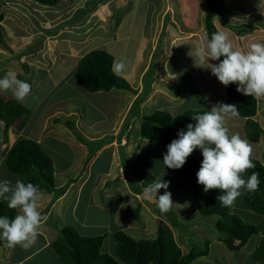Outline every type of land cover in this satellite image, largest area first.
<instances>
[{
	"label": "rangeland",
	"instance_id": "1",
	"mask_svg": "<svg viewBox=\"0 0 264 264\" xmlns=\"http://www.w3.org/2000/svg\"><path fill=\"white\" fill-rule=\"evenodd\" d=\"M81 1L83 2L84 0H76L73 5ZM146 1L148 2V5L146 6L145 12L143 9L144 2L142 0H131L128 5L117 8L118 11L112 10L111 5L108 6L106 10L104 9L100 11L98 15L102 20L106 19L107 17V21L106 23L104 22V27L102 30H100V28L96 29L94 27V25L96 24V19L94 23L90 24L88 30L82 28L81 24L78 23L83 19L84 14L86 16L90 15L93 4H88L85 9L84 7L77 9L75 11V15L72 18H69V21H65L62 24V27H65L66 31L65 29L63 30L60 27H57L55 30L52 29V26L48 27L45 33H53L49 37H44L43 32L40 34V36L38 34H35L36 31H38V29L36 30L35 28V23L38 22L36 26L40 24V30L43 28L42 25L45 26V23L47 24V26H49L48 23L52 22L50 21L51 19H54L56 23V19L58 17L64 16L66 13L63 14L65 10L61 11V14L56 13L55 10L59 6V9H62L65 6L64 3L67 2L66 0H61L60 3H57L51 7L41 6L39 4L33 3L32 0H22L16 10L10 8H2V10H0V13L3 14L5 20L11 19V22L6 26L4 24L2 25L3 43L0 44V49L6 51L5 53H3L2 51L0 52V64L4 65L3 73L7 74L9 71H13L16 73V75L19 74L21 77H23L24 81L28 82L31 85L30 95L28 96L26 103L22 104L23 106L30 109L31 115L30 118L26 120L27 123L25 125V128L22 130L19 139L27 138L35 140V137L40 133L38 132V130L43 124V121L41 120L45 117L46 114L59 109L61 111L59 115H50L51 121H53V123H55L56 120H59L61 122L60 123L58 121V123H56V125L60 124V126H56V128L63 129L61 125H63L64 122L69 123L70 126L66 125V128L72 131V133L70 134L69 130H67L73 140L77 141L78 144H82L84 147H86L87 151L90 154L97 151L102 143H100L99 140L85 142L84 136L74 131V127L77 126L76 124L79 121L83 120L82 122L84 123L87 122L92 124L91 127L86 130L87 133L104 132L105 135V133L110 129V127L116 120V113L120 110H123L127 103L132 100L131 97L133 92L131 93L130 91L124 90H112L109 93H89L79 86L75 76V68L77 67L80 59L90 51H107V49L109 48L112 49V51L111 53L109 51L107 52L113 56L114 60H123L130 67L135 55V49L139 42L138 38L141 36L146 37L147 41L144 43L142 54L143 61L139 67V71L137 72L138 75L133 81H131L132 83L130 82L131 84H133L131 86L129 85L130 87H132L131 89L137 88L136 86L138 85V80L141 73L140 68L143 66L147 68V70H145L143 74L144 77L140 82L142 94L135 103H133V100L131 104L132 109L130 111V118H136V116L138 115H141V117L148 116L156 111H165L168 112L171 116H179L180 114L188 110L210 111L211 108L218 103H224V95L221 92V90H223V85L216 79L215 76L211 74L208 69L196 67L194 65L193 58H191L190 56L192 54L191 50L194 49L195 46H197L202 41L206 42L208 40L204 28L206 0H191V2L190 0H178V4L182 5L183 7H178V11L176 12L178 14V28H174L176 31V35L174 36V39L171 40L170 44L168 43V41L172 37V32H168V30H165L166 28L168 29L171 27L170 18L169 22H167L166 25L159 26L161 33L164 30L165 33H162L163 35L161 37L159 36L160 40L158 41V43V36L154 34L155 32L149 33V30H147V28L150 27H152L150 28L151 31L158 28L160 19L158 12L161 8H164L165 0ZM220 1L221 3H218L217 0H214L215 4L219 8V11L216 12V14L220 15L221 13L222 15L221 19L218 16L216 20V25L218 26V28L222 29L223 23H228L233 24L234 26H239L238 28H234L236 31L246 30L248 28L246 27L247 25L243 27V25L240 26L235 23L240 22L239 19L242 16V11L250 8L251 3L256 2V0ZM94 2L95 0H91V3ZM229 2H233L231 3L233 4V8L227 6L228 4H230ZM8 5L12 6L13 4L9 3ZM20 5L26 7L28 11H23L25 10V8H22ZM74 7L75 6H73V8ZM54 12L55 15H53ZM163 13L164 11L161 14ZM171 13V17L176 14H173L172 9ZM232 13H234V15L230 19ZM67 15L68 14H66L65 16ZM100 20L98 21L100 22ZM113 20L114 22L118 20V29H116L115 24L110 22ZM142 21L147 22L146 28L145 25H142ZM70 23L75 24V26L72 27ZM101 24L102 23H99L98 25L101 26ZM60 29L61 32L59 35V32L57 31ZM225 32L228 33L229 39L233 43L234 48L240 49V39L237 38L239 37V35L237 33H232L234 36H237L234 37L227 30H225ZM251 33L252 32H250L249 34ZM111 34H115L116 36L115 42H113V44L98 40L101 36L106 37L110 36ZM152 34H154V37H151ZM124 35H127L128 38L126 39ZM97 36L99 38H95ZM256 36L257 35L255 33L254 36L250 37L249 35V38H251L252 40L250 42L251 44L254 43V41L258 40L255 39ZM33 39H35V41ZM235 39L237 41H235ZM44 40L46 41L48 47L51 46L49 45L48 41H57L56 53L59 57H57L56 59H59L58 61H52L50 54L48 53L50 52V50L48 49L47 52L45 44L41 43ZM119 40L121 41L117 43L116 41ZM241 40H243V38ZM31 42L32 46H34L32 47L34 50L33 53L29 49L25 52L22 51L25 50L26 46L31 44ZM108 44L111 45L104 47V45ZM62 46H64V49L66 48L68 50L67 54L66 50H64ZM142 47L143 45H141V48ZM153 48L157 49L154 54L151 55L150 64L149 54ZM242 50H244V48H242ZM29 53H32L33 55L27 56ZM63 53H65L66 55L61 56V54ZM67 55H69L70 58L73 59H69L68 57H66ZM28 58H30L32 61ZM186 58H188V60ZM16 59L20 60L18 66L15 65L14 60ZM48 59H50V65L48 64ZM181 61L186 63L185 66L181 67ZM218 62L219 60L210 61V63L213 64H216ZM21 64H25L26 66H21ZM158 65H160V67ZM9 68L10 70H8ZM167 69L175 74L172 79L167 80ZM31 74H34V76H32V79L30 78ZM136 92L137 90H134V93ZM139 92L140 90L137 93ZM7 94L11 99L15 100L10 92H7ZM146 98L147 100L140 104V102ZM141 117L137 119L139 122ZM38 124L39 129L35 131ZM53 132L57 133L55 129L50 130L49 128L45 135H43V133L40 135V138L43 135L41 138L42 147L45 149L44 151L53 159L54 167L55 165L57 166L55 167L56 172L58 166H62L64 168L68 166L67 163H69V151L66 145L60 143L59 136L54 134ZM66 135L62 134L63 137ZM132 139L136 140V138L133 136ZM0 140L4 141L1 133ZM71 141L72 140H70V142ZM106 152L107 151L104 150L97 153L94 163L92 162V158L93 156H95V154L89 156L87 162L85 163L86 167L89 164H92V166L89 168L87 177L89 179L88 183L85 185L83 190L81 189L80 193H78L76 197V200L78 201L75 202V210H78L77 214L79 215V219L75 221V227L77 229V232L84 237L105 236L101 251L115 257V243L113 234L116 231H121L122 228H124V225L128 224V220L131 222L132 214H128L125 210L121 209V203L119 202V199L116 195H108L110 192H114L112 186L115 185L117 179L115 180L114 185L110 187V189L105 188V183H109L108 180H111L112 178V175L108 176L107 178H104V175H101L105 166V163L102 161V159ZM131 152V146L128 147L127 151L124 150V154H129ZM142 155L144 156L142 159L139 158V156L141 155L137 156V158L142 165H145L146 163L148 164L147 167L151 168L152 174L160 173V175L165 176V178H170V175H165V173L168 172V169L163 164V154L160 151H157L155 154L144 152L142 153ZM260 156L261 155H259L258 157ZM255 157L256 156L254 155L253 158ZM261 162H264V159H261ZM82 170L83 169H81L80 171ZM78 174V171H71L70 175H63L61 181H64L67 178H73V175L78 176ZM81 176H84V174L81 173L80 178L77 177L80 181L77 183L79 185L76 186L80 187V183H83V179H81ZM131 176H134L132 169L130 171V177ZM101 177L103 178L100 182ZM3 179H8L10 181L13 179V181L18 180L17 176L11 174L6 169L4 163H2V167L0 169V180ZM13 181L12 183H14ZM157 181L159 180L155 179V182ZM119 185L120 183L118 184V187ZM133 185L138 189L142 188L141 182L139 181L138 183L133 182ZM149 186L145 188L147 189ZM75 188L72 189L69 193L68 199H71L77 193ZM145 188L142 189L143 192H145ZM167 190L168 189H158L157 196L163 195ZM178 190L182 191L180 189ZM106 192L109 193L104 194ZM246 195L247 193L242 194L236 200L235 206L232 208L231 212L234 215L238 216L243 222L255 225L256 223H258V216L255 213L251 212L245 206L244 197ZM150 207L154 210L159 211L157 205H151ZM118 208L121 216H116ZM43 215H45V213ZM78 215H76V217ZM76 217H69L68 220L74 221L72 219H75ZM172 217L176 219V221L178 220V217H174V213H170L166 216L167 219H172ZM217 219V216L203 217L198 213L194 216L188 217V226L186 227L188 229L191 228L189 230H191L195 235V238L193 237L194 247L202 248L203 246H200L201 242L206 240L202 237H199L193 231L192 227L189 226V224H192L193 222L199 223V225L206 224L208 227L207 230L217 238L218 232L214 228ZM48 222L52 224V219L50 218ZM0 243L4 247L5 242L3 240H0ZM255 243L256 238L251 239L248 244H246V247L238 251L237 253H231L226 250V252L230 256L229 259L227 261L219 260L217 264H254L251 260L248 259L247 261L238 259L237 255L239 257V255L249 250V247H254ZM186 245H188L187 250L192 246L190 243H187ZM212 256L213 255L209 250L208 255L205 256V259H207L208 261L212 260ZM41 259L42 258L40 256H35L31 260L25 262V264H36L39 263ZM47 264H50L49 261L47 262Z\"/></svg>",
	"mask_w": 264,
	"mask_h": 264
},
{
	"label": "trees",
	"instance_id": "2",
	"mask_svg": "<svg viewBox=\"0 0 264 264\" xmlns=\"http://www.w3.org/2000/svg\"><path fill=\"white\" fill-rule=\"evenodd\" d=\"M32 1L41 6L51 7L60 3L61 0ZM94 6L93 4V9ZM218 9L214 0H206L204 28L208 40L214 32H217L213 20L218 16L221 19V13L220 15L216 14L219 11ZM3 19L4 16L0 13V44L3 43L1 26ZM244 26L246 25L243 24ZM227 27L232 29V31L237 28V26L234 28ZM253 30L254 28L248 27L246 30H235V32L238 35H244ZM222 59L223 57L220 58V60ZM113 61V56L104 50H93L87 53L80 59L75 69V76L79 86L89 93H109L112 90L132 91L124 78L113 75L111 71ZM23 66L26 65L23 64ZM18 79L24 80L21 76ZM223 87L225 89L223 104L236 105L240 113L239 118L245 120V138L250 143L256 144L263 130L254 120L256 115L255 98L237 92V84L235 83L229 84L227 87L223 85ZM141 94L142 89L133 103L139 99ZM208 111L188 110L179 116H171L165 111H156L151 115L142 116L140 119V137L147 140V144L159 149L164 156L167 152V145L173 139H178V131H186V126L190 123L194 126L196 122L192 117ZM28 115V109L17 101L0 99V122L3 124L2 137L6 140L8 131L16 122H18L17 130H22ZM139 117V115L136 116V118ZM67 125L70 126L69 123ZM107 140L108 138H104L100 143L105 144ZM85 142L87 141L85 140ZM142 156L141 154L139 158L142 159ZM202 160L201 150L197 148L187 157L185 164L180 169H170L175 177V187L180 190L193 192L200 216L218 217L214 228L218 232V241L227 251L237 253L244 249L251 239L256 238L254 249L250 253L249 258L256 264H264V166L253 159L256 167L249 169L245 175V178H247L252 172L260 173L259 190L254 193H247V196L244 197L245 206L260 217L258 223L254 225L243 222L231 212V208H225L221 205L217 197L222 195V192L217 189L209 190L208 192L203 191V186L197 183L196 178V173L200 169ZM4 164L6 169L11 174L16 175L22 182L37 185L43 194L52 193L51 203L61 197L67 187L75 181L74 178H69L62 187L56 189L52 159L43 151L41 145L32 139L22 138L14 142L6 150ZM147 166V163L142 165L137 157L132 161L130 171L132 169L134 176H131L130 180H128V185L134 194L142 195V189L155 182L156 176L152 174L151 168ZM134 180L141 182V189L133 185ZM16 213L17 210L9 209L5 201H0V216H8L12 219L17 215ZM129 213L133 215L134 219L138 217V210L136 209L130 210ZM157 214L159 217L168 215V213L162 214L160 211ZM166 222L164 220L158 221L155 236L150 238L136 239L126 231H116L113 234L115 257L101 251L105 236L84 237L72 225H66L61 229L56 228L57 237L51 243L50 249L60 264H194L197 260L208 255L209 250H211L210 241L201 242L200 246H203L202 248L204 249L194 247L195 235L189 230L191 228L188 229L186 227L188 226L187 221L183 223V228L188 234L183 232L189 238L188 242L192 246L185 254L182 253L170 227L176 228L178 226L179 229L182 228L181 224L176 219L170 218H166Z\"/></svg>",
	"mask_w": 264,
	"mask_h": 264
},
{
	"label": "crops",
	"instance_id": "3",
	"mask_svg": "<svg viewBox=\"0 0 264 264\" xmlns=\"http://www.w3.org/2000/svg\"><path fill=\"white\" fill-rule=\"evenodd\" d=\"M21 1L22 0H0V10H2V8H10V9L16 10ZM66 1L67 2L64 3L65 6L62 9H59V7H60L59 6L56 8L55 11H56V13L61 14V11L65 10L63 12V14L66 13L68 15L65 16L66 15L65 14L64 16L58 17L56 19L57 20L56 23H55L54 19H51L50 21H52V22L48 23L49 26H47V24L45 23V26L42 25L43 28L41 30L39 29L40 24L38 26H36V24L38 22L35 23V28H36V30L38 29V31H36L35 34H38L40 36V34L43 32L44 37H49L53 33H45V32H46V29L48 27H51V26H52L53 30H55L57 27H60L61 29L64 30L65 27H62V24L65 21H69V18H72L75 15V11L77 9H79L81 7H84V9H85L86 6L89 3H91V0H84L83 2L81 1V2H78L77 4L73 5V3L76 2V0H66ZM95 1L96 2L94 4L95 5L94 9L92 8L90 15L86 16L84 14L83 19L78 22L81 24L82 28H84L86 30H88V27L90 26V24L94 23L95 19H96V24L94 25V27L96 29L100 28V30H102L104 27V22L106 23V21H107V17H106V19L102 20L98 15L99 12L104 10V9L106 10V8L110 5H111L112 10L118 11L117 8L123 7L124 5H128V3L131 0H95ZM142 1L144 2L143 9L145 12L146 6L148 5V2L146 0H142ZM217 1H218V3L219 2L221 3L220 0H217ZM251 1H249V2H251ZM253 1H255V0H253ZM190 2H191V0H190ZM246 2H248V1H246ZM9 3H11L13 5L9 6L8 5ZM229 3L230 4H228L227 6H230L231 8H233L232 7L233 4H231L233 2H229ZM79 4H80V6H79ZM178 5H179L178 0H165L164 8H161L160 11L158 12V15L160 18L158 28L156 30H152V31L150 29L152 27L147 28V30H149V33L155 32L154 34L158 36L157 43L160 40V37L163 35L162 33H165V30H168V32L169 31L172 32V37L169 39L168 43L170 44L171 40L174 39V36L176 35V31L174 28H178V19H177L178 14L176 12L178 11V7H183L182 5H179V6ZM13 6H15V7H13ZM20 6L22 8H25V10H23V11H26V12L28 11V9H26V7H24L23 5H20ZM33 6H36V5H33ZM66 6H68V7H66ZM73 6H75V7L73 8ZM157 6H159V5H157ZM171 9L173 10V14L176 13L173 17H171L172 16ZM69 11H70V14H69ZM163 11H164V13L161 14ZM111 12H113V11H111ZM53 15H55V12L53 13ZM233 15H234V13H232V15L230 16V19L232 18ZM110 18H112V17H110ZM169 18L171 21V25H170L171 27L168 29L166 28L161 33L159 26L166 25L167 22H169ZM98 20H100V22ZM216 20H217V17H215L213 23H214L215 27L218 29V31H224L225 32V30H227L230 34L236 33L235 30L232 31V29H229L227 27V26H230L231 28H234L235 26L233 24H228V23H226V25L220 24V25H222V29H220L216 25ZM239 21H240L239 23H235V22H232V23H235V24L240 25V26L244 24V25H247L249 27L254 28V30L252 31L251 34L248 33L250 35V37L254 36V33H255L257 35L255 37V39H258V40L254 41V42H264V24H263V22H264V0H256V2L251 3L250 8H247L244 11H242V16L239 19ZM10 22H11V19H6V20L3 19L1 26L3 24L6 26ZM110 22L115 24L116 29H118V25H117L118 20L116 22H114V20L110 21ZM99 23H102L101 26L98 25ZM70 25L72 27L75 26V24H72V23H70ZM142 25H145V28H146L147 22L142 21ZM238 27L239 26H237V28ZM61 29L57 31V32H59V35L61 32ZM65 31H66V29H65ZM154 34H152L151 37H154ZM248 34L239 35V37L234 36L232 34L234 37H237L240 39L239 44H240L241 50H242V48H244L245 51H247L249 49V46L251 44L250 42L252 40H251V38H249ZM43 36H42V39H43ZM115 37H116L115 34H111L110 36H106V37L101 36L100 39H98V40L104 41L105 43H112L113 44V42H115V39H116ZM124 37L126 39L128 38L127 35H124ZM95 38H99V37L97 36ZM242 38H243V40H241ZM126 39H125V41H126ZM33 40L35 41V39H33ZM138 40H139V42H138L139 46L137 45V47L135 49V55H134V58L132 61V65L129 67V71L126 72L122 76V78H124L130 86L133 85V84H131L132 83L131 81H133L136 78V76L138 75L137 72L139 71V67L143 61V56H142L143 48H144V43L147 41V38L141 36L138 38ZM120 41L121 40L116 41V42L118 43ZM235 41H237V40L235 39ZM41 43L45 44V46L47 48V52H48V49L50 50V52H48V53L50 54L52 61H54V60L58 61L59 59H56L57 57H59L58 54L56 53L57 41H53V42L48 41L49 45H51L49 47L47 46V43L45 40L42 41ZM157 43H156V45H157ZM29 45H30V47H29ZM29 45H27L26 49L22 50V51L25 52L26 50L29 49L33 53L34 50L32 47H34V46H32V42ZM109 45H111V44L104 45V47L109 46ZM141 45H143L142 48H141ZM156 45H155V47H156ZM63 47L64 46H62V48ZM64 50H66V54H67L68 50L66 48ZM1 51L3 53L6 52V51L0 49V52ZM107 51H109L111 53L112 49L109 48V49H107ZM154 52H155V48H153L149 54L150 55V58H149L150 64H151V55H153ZM32 53H29L27 56L33 55ZM66 54L63 53V54H61V56L66 55ZM66 57H68L69 59H73V58H70L69 55H67ZM28 59H30V58H28ZM186 59L188 60V58H186ZM49 60L50 59H48V64H49ZM14 61H15V65L18 66L20 63V60L16 59ZM218 63H216V64H218ZM185 64L186 63L181 61V67L185 66ZM21 66H23V64H21ZM158 66L160 67V65H158ZM27 67H28V65H27ZM164 68H166V67H164ZM20 69H22V68H20ZM8 70H10V68ZM145 70H147V68H145L143 66L140 68L141 73L139 76L138 85L136 86L137 88L132 89V91H130L131 93L133 92L132 97H131L132 100L127 103V105L125 106V108L123 110H120L119 112L116 113V120L114 121V123L110 127V129L105 133V135H107V136L104 135V132L103 133H87L86 130H88V128L91 127L92 124L87 123V122L84 123V122H82L83 120L79 121L76 124L77 126L74 127V131H76L80 135H83L84 140H86L87 142H90L92 140L101 141L104 138H108L107 142L105 144H102L97 149V151L94 152L95 156H93L92 162L94 163L97 153H99L100 151H104V150L107 151L106 154H104L103 159H102V161L105 163V166L103 168L104 170L102 171L101 175H104V178H107L108 176L112 175V178H111V180H108L109 183H105L106 184L105 188L110 189V187L112 185H114V182L116 179H117V181L114 185L115 187L112 186L114 192H112V193L106 192L104 194L109 193L108 195H112V194L116 195L117 198L119 199V202L121 203V206H120L121 209L125 210L126 213H128V214H130L129 211L132 209L138 210V217L136 219H134L133 215H131L132 216L131 222L128 220L127 221L128 224L124 225V228H122L123 231H126L128 234H130L131 236H134L136 239L154 237L155 233H156L158 221L164 220L166 222V216L165 215L159 217L157 214L158 211L152 209L150 207L151 205L149 204V206H148L147 202H145L142 199V196L145 194V192H143L142 195L134 194L133 192H131L130 187L128 185V180H130V178H131L130 177V167H131L132 161L137 156L141 155L144 152H150L151 154H155L157 151H159L153 145L147 144V140L142 139L140 137V133H139L140 122L137 120L139 118H135V117L130 118L129 117L130 116L129 110L131 109V104H132L133 100H135L137 95L140 93V92L139 93H137V92L139 90L141 91V89H142V88H140V82L142 81V79L144 77L143 74H144ZM167 70H168V72H167ZM167 70H166L167 80L172 79L175 76V74H173V72L170 71L169 69H167ZM208 70L210 71V69H208ZM3 72H4V65L0 64V78H3L6 75ZM23 72H24V70H23ZM32 76H34V74H31V76H30L31 79L33 78ZM214 80H215V78H214ZM152 85H153V82H152ZM222 89L223 90H221V92L223 93L224 100H225V89L223 86H222ZM134 90H137V92H136L137 94L134 93ZM0 99L7 100V99H11V98L9 97L7 92H0ZM255 99H256L257 108H256V115L254 116V120L259 124L260 128L263 130V133L260 135L259 141L256 144L250 143L249 141L248 142L252 145L253 156L254 155L256 156L253 159L259 161L264 166V162H261V159H264V98H259V99L255 98ZM146 100H147V98L144 99L143 101H141L140 104H142ZM25 108L28 109V111H29V115L27 118V120H28L30 118L31 112H30L29 108H27V107H25ZM60 113H61V111L58 109V110H54L51 113L45 115V117L41 120V121H43L41 128L39 129V124H38L36 129H35V131H37L39 129L38 132H40V133L35 137L34 141H36L38 143L40 141L41 144L40 143L39 144L42 147L41 138L43 135H45L47 133V131L50 128V130L55 129L57 131V133H54V132L53 133L59 136L60 143L67 146V149L69 151V163H67L68 166L65 168L62 166L61 167L58 166V169L55 172V170H56L55 167H57V166L55 165V167H54V165H53L54 175H55L54 177L56 178V180H55L56 189L62 187L67 182V180L69 179V178H67L64 181H61V178L63 175H67V174L70 175L71 171L72 172L78 171L79 174H78V176L73 175V178L75 179V181L67 187V190L65 191V193L61 197L57 198L52 203H51V200L53 198V194L52 193L51 194H43L42 199L40 201L41 206H40L39 211L41 212L42 215L45 213V215L48 216V220L44 224L43 229H42V233L38 236L37 242L27 250H24V249L20 248L19 246H17L16 248L10 249V248L5 246V243H4V247L0 243V264H25V262H27L28 260H31L35 256H40L42 258L39 261V263H36V264H47L48 261L50 264H60L50 249L51 243H53L57 237L56 236V228L61 229L66 225H72L75 227V221L79 219V215L77 214L78 210H75L76 209V203L75 202L78 201V200H76V197H77L78 193H80L81 189L83 190V188L85 187V185L89 181V179L87 177H88V173H89V168L92 166V164H89L86 167L85 163L87 162L88 156L90 155V153L87 151L86 147H84L82 144H78L77 141L73 140V138L70 136L72 131L66 128V125L68 123L64 122L63 125L65 127L63 125H61L63 129H59V128H56V126H60V124L56 125V123H58L59 120H56L55 123H53V121H51V116H50L51 114L59 115ZM139 116L141 117V115H139ZM26 123H27V121H26ZM26 123H25V125H26ZM244 123H245L244 119L233 118V119H229L227 121V126L229 127L230 132L239 133L242 138H245ZM24 128H25V126L23 127V129ZM22 130H20V131L17 130V123H16L10 129L7 139L6 140L4 139V141L0 140L1 141V145H0V169L2 167V163H4V156H5L6 150H8L13 145V143L16 142L20 138ZM67 130H69L70 134L68 133ZM42 133H43V135L40 138V135ZM62 134L63 135L67 134L68 136L66 135L63 137ZM69 136H70V138H69ZM132 136L135 137L136 140H133ZM119 137H120V140L118 141ZM23 139H27V138H23ZM67 139H68V141H67ZM70 140H72V141L70 142ZM3 145H4V147H3ZM129 146H131L132 152L129 154H124V150L127 151ZM42 149H43V151L45 150L43 147H42ZM259 155H261V156L258 157ZM142 157H144V156H142ZM52 162H53V159H52ZM84 168H85V171H84ZM81 169H83V170L80 171ZM167 169H168V172H166L165 175H170V178H167V177L165 178V176L160 175V173H157L154 175L156 176L157 180L161 179L162 182H168V188H167L168 190L167 191L171 193V199L175 204L171 210V213H174V217H178L177 221L181 224L182 228L178 229V226L176 228H174L173 226H170V227L172 229L174 238L176 239L177 244H178L179 248L181 249V252L185 254L188 251L187 250L188 245H186V244L189 243L188 242L189 238H187V235L184 233V232L187 233V231L183 228V226H184L183 223H185L188 220L189 216H194L195 214L198 213L197 202L195 200V197H194V194L192 191H190V190L179 191L175 187V185H174L175 177L173 176L170 169L169 168H167ZM150 171H151V169H150ZM156 172H157V169H156ZM81 173H83L84 176H81V179H83V181H82L83 183H80L81 185L79 187L76 185H79L77 183L80 181V180H78V178H80ZM85 178H87V179H85ZM102 178L103 177H101L100 182L102 181ZM13 180H11V182ZM18 180H19V178H18ZM15 181H13V182L15 183ZM134 182H138V181L134 180ZM119 183H120V185L118 187ZM74 188L76 189L77 193L71 199H68L69 193ZM79 201H80V199H79ZM50 203H51V205H50ZM231 210H232V208H231ZM16 214H18V210H17ZM168 214H170V211L168 212ZM76 215H78V216L76 217ZM116 216H121L119 213V208H118V212H117ZM69 217H76V218L72 219L74 221H70V220H68ZM50 218L52 219V224H50L48 222L50 220ZM172 219L174 220L173 217H172ZM259 220H260V217L258 216L257 221H259ZM190 226L192 227L193 231L199 237H202L203 239L210 241V249H211L210 251L213 255L211 257L212 260L208 261L207 259H205V257H203V258L197 260L194 264H217L219 260L227 261L229 259L230 256L226 252L225 247L218 241L216 236H213L211 234V232H209L207 230L208 227L206 224L205 225H202V224L199 225V223L193 222L192 224H190ZM180 238H182V239H180ZM253 249H254V247H249V250H247L244 253H242L241 255H239V257L237 255V258L240 260H243V261H247V259L251 260L249 258V256H250V253L252 252ZM231 253H233V252H231ZM254 264H256V263H254Z\"/></svg>",
	"mask_w": 264,
	"mask_h": 264
},
{
	"label": "clouds",
	"instance_id": "4",
	"mask_svg": "<svg viewBox=\"0 0 264 264\" xmlns=\"http://www.w3.org/2000/svg\"><path fill=\"white\" fill-rule=\"evenodd\" d=\"M191 51L194 65L210 69L225 87L235 83L237 92L257 99L264 98V42L250 44L247 51L237 49L228 33L217 29L209 40L202 41ZM217 60H220L218 64L210 63ZM111 71L114 76L122 77L129 71V65L123 60H114ZM0 92H10L18 103L25 104L31 85L9 71L0 78ZM239 115L235 104L218 103L210 111L193 116L195 125L190 123L186 131H178V139L167 145L163 156L164 166L180 169L187 157L195 149H200L203 160L196 173L197 183L203 186L204 192L213 189L222 192L217 200L225 208H233L242 194L258 191L260 184L259 172H252L244 178L249 169L256 167L252 145L239 133L230 132L227 126L229 119L239 118ZM167 188L168 182L160 179L145 189V195L156 203L162 214L171 211L175 205L170 192L157 196L158 189ZM42 196L39 187L32 183L16 180L13 184L8 179L0 180V200L5 201L9 209L18 210L12 219L0 216V240L5 242L6 247L12 249L19 246L27 250L37 242L48 220V216L39 211Z\"/></svg>",
	"mask_w": 264,
	"mask_h": 264
},
{
	"label": "water",
	"instance_id": "5",
	"mask_svg": "<svg viewBox=\"0 0 264 264\" xmlns=\"http://www.w3.org/2000/svg\"><path fill=\"white\" fill-rule=\"evenodd\" d=\"M142 199L150 205H156V203L151 202L145 194L142 196Z\"/></svg>",
	"mask_w": 264,
	"mask_h": 264
},
{
	"label": "bare ground",
	"instance_id": "6",
	"mask_svg": "<svg viewBox=\"0 0 264 264\" xmlns=\"http://www.w3.org/2000/svg\"><path fill=\"white\" fill-rule=\"evenodd\" d=\"M1 124H0V133L2 134L3 133V124H2V122H0Z\"/></svg>",
	"mask_w": 264,
	"mask_h": 264
}]
</instances>
